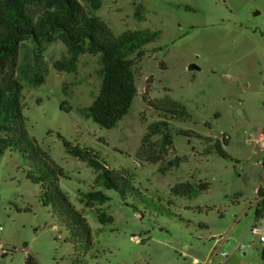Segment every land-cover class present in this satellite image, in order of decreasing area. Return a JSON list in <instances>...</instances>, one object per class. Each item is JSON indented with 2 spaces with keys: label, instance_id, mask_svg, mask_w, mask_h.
Instances as JSON below:
<instances>
[{
  "label": "rangeland",
  "instance_id": "rangeland-1",
  "mask_svg": "<svg viewBox=\"0 0 264 264\" xmlns=\"http://www.w3.org/2000/svg\"><path fill=\"white\" fill-rule=\"evenodd\" d=\"M95 15L114 37L157 34L135 67L138 96L114 129L98 126L83 115L99 94L98 58L82 55L76 73L57 72L66 49L48 48L44 84L23 89L25 129L39 152L0 157V264H25L27 254L37 264H264L253 234L264 218V0H103ZM159 108L189 116L174 124L196 136L173 134L165 149L159 135L143 142ZM63 142L91 149L128 183L124 200L103 191L113 223L79 203L102 190L98 173ZM217 142L226 158L206 152ZM31 169L60 174L59 191L92 245L83 224L73 238L59 208L43 205V184L25 176ZM186 182L208 190L172 192Z\"/></svg>",
  "mask_w": 264,
  "mask_h": 264
},
{
  "label": "trees",
  "instance_id": "trees-1",
  "mask_svg": "<svg viewBox=\"0 0 264 264\" xmlns=\"http://www.w3.org/2000/svg\"><path fill=\"white\" fill-rule=\"evenodd\" d=\"M102 5L103 0H0V157L6 152L25 154L30 149L39 152L36 141L29 139L25 129L23 89L25 85L44 84L48 71L44 55L51 45L57 43L66 49V57L53 66L57 72L76 73L82 55L98 58L101 81L99 94L84 109L83 115L107 130L114 129L127 115L138 96L135 67L147 53L146 47L155 42L157 34L126 32L114 37L95 15ZM156 111L160 121L148 126V134L143 142L150 136L159 135L162 137V148L165 149L171 146L173 134L196 136L194 132L177 128L174 124L183 122L185 118L189 120V116L184 118L163 108ZM63 144L69 154L98 173L95 184L102 190L91 189L81 193L79 203L89 212L95 211L100 224L113 223V218L103 209L109 201L103 191H116L124 200L128 183L119 174L110 171L91 149L73 147L68 142ZM213 151L226 158L219 142L206 152ZM169 166L178 164L174 161ZM58 175L51 170L40 175L33 169L25 173L32 184H43L41 202L45 207L56 205L59 208L62 223L70 236L81 238L78 225L83 224L88 245H92L85 219L59 191ZM206 190L207 184H200L197 190L186 182L176 185L172 192L177 196L191 197L198 191ZM258 195L261 199L257 203L259 209L264 205V191L259 190ZM25 264L37 263L27 254Z\"/></svg>",
  "mask_w": 264,
  "mask_h": 264
},
{
  "label": "built area",
  "instance_id": "built-area-1",
  "mask_svg": "<svg viewBox=\"0 0 264 264\" xmlns=\"http://www.w3.org/2000/svg\"><path fill=\"white\" fill-rule=\"evenodd\" d=\"M259 142L264 147V135L259 136ZM2 233V227H0V234ZM253 234L257 235L261 244L264 245V218L259 221L253 228ZM1 247V244H0Z\"/></svg>",
  "mask_w": 264,
  "mask_h": 264
},
{
  "label": "water",
  "instance_id": "water-1",
  "mask_svg": "<svg viewBox=\"0 0 264 264\" xmlns=\"http://www.w3.org/2000/svg\"><path fill=\"white\" fill-rule=\"evenodd\" d=\"M192 69L194 70H198V68L196 66H192Z\"/></svg>",
  "mask_w": 264,
  "mask_h": 264
}]
</instances>
